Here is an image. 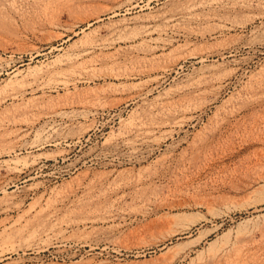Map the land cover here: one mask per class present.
<instances>
[{"label": "rangeland", "instance_id": "1", "mask_svg": "<svg viewBox=\"0 0 264 264\" xmlns=\"http://www.w3.org/2000/svg\"><path fill=\"white\" fill-rule=\"evenodd\" d=\"M0 264H264V0H0Z\"/></svg>", "mask_w": 264, "mask_h": 264}, {"label": "bare ground", "instance_id": "2", "mask_svg": "<svg viewBox=\"0 0 264 264\" xmlns=\"http://www.w3.org/2000/svg\"><path fill=\"white\" fill-rule=\"evenodd\" d=\"M207 6V5H206ZM193 7V6H192ZM191 9V8H190ZM212 18V17H211ZM200 19V18H199ZM67 89V88H66ZM19 95V94H18ZM12 98H15V97H17V95H13V96H11ZM67 226V225H66Z\"/></svg>", "mask_w": 264, "mask_h": 264}]
</instances>
